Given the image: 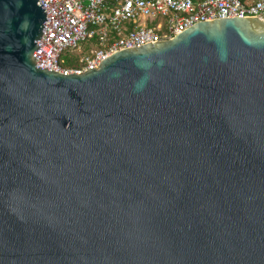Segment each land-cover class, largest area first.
I'll return each instance as SVG.
<instances>
[{"label": "water", "instance_id": "95a60500", "mask_svg": "<svg viewBox=\"0 0 264 264\" xmlns=\"http://www.w3.org/2000/svg\"><path fill=\"white\" fill-rule=\"evenodd\" d=\"M43 11L0 0V264H264V23L63 75Z\"/></svg>", "mask_w": 264, "mask_h": 264}, {"label": "built area", "instance_id": "2783aa9c", "mask_svg": "<svg viewBox=\"0 0 264 264\" xmlns=\"http://www.w3.org/2000/svg\"><path fill=\"white\" fill-rule=\"evenodd\" d=\"M45 22L35 66L81 74L123 49L174 38L193 25L224 18L264 23V0H38ZM76 61L77 67L66 64Z\"/></svg>", "mask_w": 264, "mask_h": 264}, {"label": "trees", "instance_id": "16d2710c", "mask_svg": "<svg viewBox=\"0 0 264 264\" xmlns=\"http://www.w3.org/2000/svg\"><path fill=\"white\" fill-rule=\"evenodd\" d=\"M66 66H67V67H70V68H75V67H77L78 65H77V62H76V61H72V62H68V63L66 64Z\"/></svg>", "mask_w": 264, "mask_h": 264}]
</instances>
